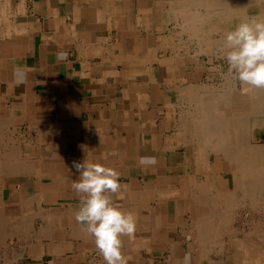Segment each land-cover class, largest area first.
<instances>
[{
  "label": "crops",
  "instance_id": "obj_1",
  "mask_svg": "<svg viewBox=\"0 0 264 264\" xmlns=\"http://www.w3.org/2000/svg\"><path fill=\"white\" fill-rule=\"evenodd\" d=\"M184 1L0 0V200L13 221L0 264H105L74 218L72 163L85 159L120 173L112 198L137 218L123 238L128 264L216 258L195 238L201 177L178 134L179 91L192 82L170 61L188 49ZM186 65L184 78L197 74Z\"/></svg>",
  "mask_w": 264,
  "mask_h": 264
},
{
  "label": "bare ground",
  "instance_id": "obj_2",
  "mask_svg": "<svg viewBox=\"0 0 264 264\" xmlns=\"http://www.w3.org/2000/svg\"><path fill=\"white\" fill-rule=\"evenodd\" d=\"M184 2L187 17L184 32L193 43L190 41L191 49L182 50L179 45L171 49L175 54H171L170 61L180 72L188 63L194 67L192 61L198 69L197 74L185 78L182 72L177 75L181 80H196L179 91L182 103L178 128L180 138L190 145L192 171L201 177L198 194L204 212L197 220L195 238L199 240L202 256L208 252L216 256L224 245V254L236 264H264V141L255 135L264 127V89L244 90L228 75V68L223 70L221 66L207 72L205 80L201 77L204 68L200 62L201 53L212 61L211 57L223 45L225 34L238 23L264 15V0ZM190 6L193 16L188 12ZM205 21L210 22L208 27L204 26ZM5 157L6 154L0 153V173ZM238 207L247 213L240 226L232 224ZM4 222L13 221L3 214L0 200V240L5 236ZM207 243L211 246L205 252ZM217 263L219 260L211 258V264Z\"/></svg>",
  "mask_w": 264,
  "mask_h": 264
},
{
  "label": "clouds",
  "instance_id": "obj_3",
  "mask_svg": "<svg viewBox=\"0 0 264 264\" xmlns=\"http://www.w3.org/2000/svg\"><path fill=\"white\" fill-rule=\"evenodd\" d=\"M220 58L228 65V75L246 91L264 89V15L238 23L224 36ZM154 157H141L140 163ZM78 179L71 183L79 197L74 213L81 230L92 237L105 264H128L122 249L124 237L132 238L137 230V218L132 211L120 208L113 196L120 193V173L101 163L73 161ZM183 264H191V254L185 253Z\"/></svg>",
  "mask_w": 264,
  "mask_h": 264
},
{
  "label": "rangeland",
  "instance_id": "obj_4",
  "mask_svg": "<svg viewBox=\"0 0 264 264\" xmlns=\"http://www.w3.org/2000/svg\"><path fill=\"white\" fill-rule=\"evenodd\" d=\"M201 11V10H200ZM202 13L204 14V16L206 17L207 13H205L203 10H202ZM201 15V14H200ZM202 16V15H201ZM209 26L210 25V22L209 21H205V24L204 26ZM185 36L183 38H180L181 40V43L182 45H185L186 48L188 49H191L192 47V44L190 43V41L192 42L191 38L188 37V35L184 32ZM187 40V41H186ZM186 41V42H185ZM193 43V42H192ZM187 45H190V46H187ZM182 50H185V49H182ZM217 56V57H216ZM212 61H209V58L207 57V54L206 53H201L200 54V62H201V65L203 66L204 69L201 68L202 70V73L201 74V77L204 78L206 80L207 76H208V73L207 72H212V70H214L215 66H221V68H223V70L227 69L228 68V65L227 63L222 60L220 58V49H217L216 50V53L214 54V56L211 57ZM194 63V65L196 66L195 62L192 61ZM213 67V68H212ZM198 70H195V72H197ZM255 135L258 137V140L259 141H264V127L262 126L261 128L258 129V131L255 132ZM7 136V135H5ZM263 137V138H262ZM6 139V138H5ZM7 139L2 142L0 140V147H3L2 149H0V153H3V154H6L7 153V149H6V146H7ZM2 151V152H1ZM6 152V153H5ZM1 176H2V173H0V179H1ZM1 181V180H0ZM0 188H1V182H0ZM241 209L238 207L236 208V211L235 212L236 214L234 215V220L232 221V224L233 225H237V226H240L242 225V221L244 222V217L246 216L247 213L244 214V211H240ZM241 212V213H240ZM241 215V216H240ZM245 215V216H244ZM239 216V217H238ZM239 218V219H238ZM238 219V220H237ZM241 219V220H240ZM236 220V221H235ZM235 221V222H234ZM237 223V224H236ZM1 241V240H0ZM224 247V245H223ZM222 247V249L216 253V259L217 260H220V262H222V264H224L223 260L226 258V259H231L232 257L231 256H228L227 254H224V248ZM220 255H223V256H220ZM219 257V258H218ZM221 257L223 259H221ZM233 264H236V263H233Z\"/></svg>",
  "mask_w": 264,
  "mask_h": 264
}]
</instances>
